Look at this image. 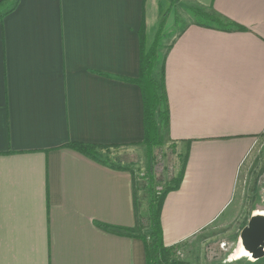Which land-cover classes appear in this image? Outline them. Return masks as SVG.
Wrapping results in <instances>:
<instances>
[{"label": "crops", "instance_id": "0c3cea01", "mask_svg": "<svg viewBox=\"0 0 264 264\" xmlns=\"http://www.w3.org/2000/svg\"><path fill=\"white\" fill-rule=\"evenodd\" d=\"M175 6L19 0L1 19L0 264H146L129 170L66 145L140 146L143 99L132 82L140 35L150 45L163 16L153 76L167 124L157 123L184 159L161 209L164 245L193 238L230 208L264 133V0ZM194 11L233 27L207 25ZM256 216L264 212L248 221Z\"/></svg>", "mask_w": 264, "mask_h": 264}, {"label": "rangeland", "instance_id": "374dc122", "mask_svg": "<svg viewBox=\"0 0 264 264\" xmlns=\"http://www.w3.org/2000/svg\"><path fill=\"white\" fill-rule=\"evenodd\" d=\"M184 1L176 0L175 8L178 7L181 11ZM159 134L160 144L153 151L154 191H161L169 186L183 170L184 162L183 157L175 154L173 146L164 141L161 132ZM97 153L102 159L115 162L131 173L139 189L142 233H146L148 193L151 186L147 178L149 163L144 147L103 148ZM254 212H264V133L258 138L255 149L241 168L238 187L230 208L198 235L169 247L171 254L168 264H264V257L258 260L249 257L230 258L240 246V232Z\"/></svg>", "mask_w": 264, "mask_h": 264}, {"label": "trees", "instance_id": "16d2710c", "mask_svg": "<svg viewBox=\"0 0 264 264\" xmlns=\"http://www.w3.org/2000/svg\"><path fill=\"white\" fill-rule=\"evenodd\" d=\"M169 6L173 7L176 0H166ZM19 0H1L0 1V21L11 13L17 6ZM194 14L202 19L207 25H214L220 28L233 27L230 24H223L218 18L205 15L199 11H194ZM239 29V28H238ZM164 38V16L159 23L158 31L150 45H146L144 30H142L141 53L139 62V76L132 81L139 86L143 99V124H144V139L140 146L144 147L148 160L147 178L150 184L148 193V213L146 225L148 231H143L142 216L137 217L138 232L137 237L140 238L145 247L146 264H168L171 254V249L163 243V235L161 228V209L163 202L168 193L179 188L183 179V170L177 178L171 182L164 190H153V151L160 144V134L157 119L165 127L167 124V113L165 110V93L161 80H156L153 76L155 67L162 62L161 50L162 41ZM66 147L84 155L92 160H98L97 150L102 149L94 145H86L82 143H69ZM140 209L139 201L135 200V211L138 213ZM101 229H109L105 225H98ZM123 232H129V229H122Z\"/></svg>", "mask_w": 264, "mask_h": 264}, {"label": "water", "instance_id": "95a60500", "mask_svg": "<svg viewBox=\"0 0 264 264\" xmlns=\"http://www.w3.org/2000/svg\"><path fill=\"white\" fill-rule=\"evenodd\" d=\"M239 237L240 244L253 259L264 257V216L249 219Z\"/></svg>", "mask_w": 264, "mask_h": 264}, {"label": "bare ground", "instance_id": "6f19581e", "mask_svg": "<svg viewBox=\"0 0 264 264\" xmlns=\"http://www.w3.org/2000/svg\"><path fill=\"white\" fill-rule=\"evenodd\" d=\"M240 246L235 250L234 254L231 255V259H237V258H242V257H249L252 259L250 254L243 248L241 244Z\"/></svg>", "mask_w": 264, "mask_h": 264}]
</instances>
